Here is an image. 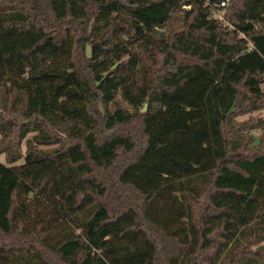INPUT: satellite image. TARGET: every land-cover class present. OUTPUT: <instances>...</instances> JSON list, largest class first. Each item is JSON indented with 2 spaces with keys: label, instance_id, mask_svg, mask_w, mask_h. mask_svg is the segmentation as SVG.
Returning <instances> with one entry per match:
<instances>
[{
  "label": "trees",
  "instance_id": "obj_1",
  "mask_svg": "<svg viewBox=\"0 0 264 264\" xmlns=\"http://www.w3.org/2000/svg\"><path fill=\"white\" fill-rule=\"evenodd\" d=\"M223 1L0 0V264H264V0Z\"/></svg>",
  "mask_w": 264,
  "mask_h": 264
},
{
  "label": "rangeland",
  "instance_id": "obj_2",
  "mask_svg": "<svg viewBox=\"0 0 264 264\" xmlns=\"http://www.w3.org/2000/svg\"><path fill=\"white\" fill-rule=\"evenodd\" d=\"M222 15V14H221ZM220 15V17L222 18V16ZM259 120H264V110H261V111H258V112H254V113H250V114H247V115H244V116H241V117H238L237 118V122L238 123H249V124H252V123H255ZM248 134H247V137H250V135H252L253 137H255L256 139L260 138L262 136V134L264 133V128H258V129H255V130H249L247 131ZM1 138V137H0ZM31 136H29L24 142H23V145H22V152L25 153L26 152V141L28 139H30ZM245 142H246V139H245ZM255 144V143H254ZM253 144H250V148L252 147ZM248 146V143H246V147ZM245 147V148H246ZM42 148H45V149H51L53 147H42ZM0 163L2 164H5L6 163V156L5 154H2L0 155ZM23 163V159L20 160L17 165H21Z\"/></svg>",
  "mask_w": 264,
  "mask_h": 264
},
{
  "label": "built area",
  "instance_id": "obj_3",
  "mask_svg": "<svg viewBox=\"0 0 264 264\" xmlns=\"http://www.w3.org/2000/svg\"><path fill=\"white\" fill-rule=\"evenodd\" d=\"M230 0H225L221 3V8H225L227 6V4L229 3Z\"/></svg>",
  "mask_w": 264,
  "mask_h": 264
}]
</instances>
